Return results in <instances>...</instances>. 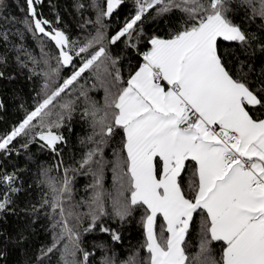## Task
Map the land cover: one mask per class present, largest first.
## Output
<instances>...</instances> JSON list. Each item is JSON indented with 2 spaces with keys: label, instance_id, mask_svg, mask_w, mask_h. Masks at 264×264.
Masks as SVG:
<instances>
[{
  "label": "trees",
  "instance_id": "trees-1",
  "mask_svg": "<svg viewBox=\"0 0 264 264\" xmlns=\"http://www.w3.org/2000/svg\"><path fill=\"white\" fill-rule=\"evenodd\" d=\"M107 1L35 2L45 27L67 37L74 58L64 67L53 42L37 34L26 0H0V264H151L150 211L132 199L116 117L153 39L212 17L238 28L239 38L217 37L215 53L255 96L245 106L250 117H264V0H118L110 12ZM196 172L187 159L177 179L189 201L197 196ZM153 231L166 246L159 216ZM224 247L196 206L181 264H224Z\"/></svg>",
  "mask_w": 264,
  "mask_h": 264
},
{
  "label": "crops",
  "instance_id": "crops-1",
  "mask_svg": "<svg viewBox=\"0 0 264 264\" xmlns=\"http://www.w3.org/2000/svg\"><path fill=\"white\" fill-rule=\"evenodd\" d=\"M221 28L226 26L218 18L203 30L155 40L121 95L116 121L125 133L131 196L147 206L154 221L162 218L165 251L174 243L178 261L182 258L185 231L200 206L213 238L225 243L224 264H264V117H250L245 106L254 104L255 96L218 61L215 41ZM188 108L196 115L187 122ZM211 127L221 135L238 134L231 146L248 167L223 168L227 146ZM187 159L197 166L193 201L177 182Z\"/></svg>",
  "mask_w": 264,
  "mask_h": 264
},
{
  "label": "rangeland",
  "instance_id": "rangeland-1",
  "mask_svg": "<svg viewBox=\"0 0 264 264\" xmlns=\"http://www.w3.org/2000/svg\"><path fill=\"white\" fill-rule=\"evenodd\" d=\"M222 23V25L226 26V29H220L221 35L224 38H239L241 37V32L236 28L235 26L230 25L226 21H223L220 17H212L207 22H205L203 25H201L198 29L203 30L205 27L211 25L214 20L218 19ZM219 26V25H218ZM157 39H153L151 44ZM147 55V53L145 54ZM125 95V94H124ZM120 96V103H121ZM152 138L149 140V143H151ZM132 199L135 200V198L132 196ZM153 224L154 220L152 217L147 218V221L145 223V237L147 246L150 249V255H151V264H181L182 258L178 261L180 257V250H177V246L175 247V244L173 243L168 251H165L166 249L161 247L160 243L156 242L154 231H153Z\"/></svg>",
  "mask_w": 264,
  "mask_h": 264
},
{
  "label": "water",
  "instance_id": "water-1",
  "mask_svg": "<svg viewBox=\"0 0 264 264\" xmlns=\"http://www.w3.org/2000/svg\"><path fill=\"white\" fill-rule=\"evenodd\" d=\"M41 0H26L27 3V10L28 14L32 17L33 26L37 32V34L45 35L48 37L55 47L58 50L60 62L64 67H69L71 65V62L74 58V56L68 51V42L66 35L59 29H47L45 27V21L42 19H39L36 16V10H35V2H38ZM118 0H108L107 1V12H110L114 9L116 3ZM44 139L52 143L53 142V136L51 134H45Z\"/></svg>",
  "mask_w": 264,
  "mask_h": 264
},
{
  "label": "built area",
  "instance_id": "built-area-1",
  "mask_svg": "<svg viewBox=\"0 0 264 264\" xmlns=\"http://www.w3.org/2000/svg\"><path fill=\"white\" fill-rule=\"evenodd\" d=\"M195 112L190 108L187 110L186 120L191 121L193 117H195ZM211 129L215 132L217 136L221 138L223 143L227 146V149L223 152V168L228 169L230 166L234 164H239L242 168L248 167L249 161L243 157H241L231 146L232 143L238 141L239 136L233 130H227L223 135L216 130V128L211 127ZM257 182H253L250 187H255Z\"/></svg>",
  "mask_w": 264,
  "mask_h": 264
}]
</instances>
